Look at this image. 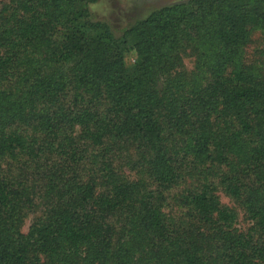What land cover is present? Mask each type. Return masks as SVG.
I'll return each mask as SVG.
<instances>
[{"label": "trees", "instance_id": "16d2710c", "mask_svg": "<svg viewBox=\"0 0 264 264\" xmlns=\"http://www.w3.org/2000/svg\"><path fill=\"white\" fill-rule=\"evenodd\" d=\"M94 1L0 9V264H264V75L241 62L264 0L164 7L124 39Z\"/></svg>", "mask_w": 264, "mask_h": 264}, {"label": "rangeland", "instance_id": "374dc122", "mask_svg": "<svg viewBox=\"0 0 264 264\" xmlns=\"http://www.w3.org/2000/svg\"><path fill=\"white\" fill-rule=\"evenodd\" d=\"M17 1L21 0H0V9L13 7ZM196 4V0H95L94 2H88L87 7L91 20L107 24L115 38L124 39L125 33L130 28L145 20L154 11L175 5H186L190 9H195ZM258 6H260L258 7L260 8L259 11L254 12L252 16L254 20L246 26L247 37L241 46V62L243 65L253 66L257 72L264 75V19L261 18V13H264V5ZM136 60L137 53L132 48V43L127 42L123 54V63L127 68H132ZM196 61L197 56L195 53L186 52L183 54V63L179 71L186 74L188 81L192 80L198 71ZM51 71L48 70L47 73ZM127 174L134 175L129 170H127ZM180 187L169 190L164 194L166 199L163 201V211L169 217L177 218L181 216L182 209L178 206L176 200L181 190H183V187ZM217 193L225 206L236 211V227L241 230L248 229L251 222L247 218L244 209L220 187H218ZM36 216L37 212H30L23 218L21 229L25 234L29 232Z\"/></svg>", "mask_w": 264, "mask_h": 264}]
</instances>
